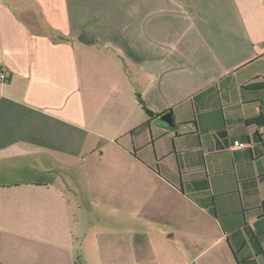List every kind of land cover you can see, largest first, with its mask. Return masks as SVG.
I'll list each match as a JSON object with an SVG mask.
<instances>
[{
    "label": "crops",
    "instance_id": "1",
    "mask_svg": "<svg viewBox=\"0 0 264 264\" xmlns=\"http://www.w3.org/2000/svg\"><path fill=\"white\" fill-rule=\"evenodd\" d=\"M0 73L1 251L264 264V0H0Z\"/></svg>",
    "mask_w": 264,
    "mask_h": 264
},
{
    "label": "rangeland",
    "instance_id": "2",
    "mask_svg": "<svg viewBox=\"0 0 264 264\" xmlns=\"http://www.w3.org/2000/svg\"><path fill=\"white\" fill-rule=\"evenodd\" d=\"M0 182H11V180L10 179H7V178H1L0 179ZM11 234H12L11 232L8 233L7 238L4 240L5 243L7 241H15L17 239L16 236H15V234H12V235ZM1 239L2 238L0 237V240ZM18 240H19V242H22V241H20L21 240L20 238H18ZM19 242H18V249L15 248V247H13L14 250L12 251V247H11V249L5 248L4 251L2 250L3 252L0 249V255L3 254L4 256H9V257H11V255H13L14 258H15V261L17 263L27 264V261H25L24 259L27 256H30L31 253L26 248H20ZM9 246H11V245H9ZM77 264H84V263L82 261H80V260H77Z\"/></svg>",
    "mask_w": 264,
    "mask_h": 264
},
{
    "label": "water",
    "instance_id": "3",
    "mask_svg": "<svg viewBox=\"0 0 264 264\" xmlns=\"http://www.w3.org/2000/svg\"><path fill=\"white\" fill-rule=\"evenodd\" d=\"M158 125H162L164 127L167 128H173L175 127V121H174V117H173V113L169 112L166 113L165 115H163L162 117H160L157 121Z\"/></svg>",
    "mask_w": 264,
    "mask_h": 264
},
{
    "label": "trees",
    "instance_id": "4",
    "mask_svg": "<svg viewBox=\"0 0 264 264\" xmlns=\"http://www.w3.org/2000/svg\"><path fill=\"white\" fill-rule=\"evenodd\" d=\"M252 63H250V65H251ZM249 65V66H250ZM245 68V67H244ZM264 86V85H263ZM139 97V99H140V96H138ZM262 119H264V116L263 117H260V118H257V119H252V120H250V122L251 123H258V124H261L262 123ZM201 184V182H195V183H192V184H189V186L191 187V185H193V186H199ZM183 192H185V191H183ZM191 198L195 201L196 200V197L195 196H193V195H191Z\"/></svg>",
    "mask_w": 264,
    "mask_h": 264
},
{
    "label": "built area",
    "instance_id": "5",
    "mask_svg": "<svg viewBox=\"0 0 264 264\" xmlns=\"http://www.w3.org/2000/svg\"><path fill=\"white\" fill-rule=\"evenodd\" d=\"M0 79L3 81H7V77L3 73H0ZM248 146H249V144L240 143L239 141H236L234 143V147H236L237 149H244Z\"/></svg>",
    "mask_w": 264,
    "mask_h": 264
}]
</instances>
